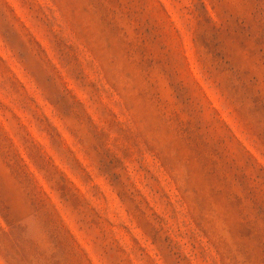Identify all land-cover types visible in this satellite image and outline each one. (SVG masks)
Wrapping results in <instances>:
<instances>
[{
	"label": "clouds",
	"instance_id": "clouds-1",
	"mask_svg": "<svg viewBox=\"0 0 264 264\" xmlns=\"http://www.w3.org/2000/svg\"><path fill=\"white\" fill-rule=\"evenodd\" d=\"M11 6L22 9L19 4ZM8 7H4L6 12ZM246 8L243 0H150L148 5L161 41L166 45L165 52L172 60L171 78L161 75L159 80L170 104V114L174 116V135L188 143L195 141L203 155L217 163L221 176L227 177L233 191L241 196L244 193L235 175H244L254 184L264 183L260 179L264 174V53L260 52L255 38H236L233 32L222 48V55L217 56L201 37L206 36L211 42L219 34L223 39L235 21L248 14ZM20 17L36 40L34 28L49 45L45 30L36 26L26 11ZM8 20L27 43L21 22L11 12ZM0 52L9 57L0 58V113L8 122L12 135L5 133L30 180V186H23L9 179L10 203L13 213L19 216L17 223L25 229L24 239L53 250L41 215L33 207V201H39L54 219L60 234L71 243L78 264H152L153 261L164 264L138 226L133 210L103 171L79 109L62 110L36 70L35 62L23 55L19 45L3 30H0ZM32 55H36L34 49ZM50 61L51 64L43 63L45 72L51 74L54 65L67 92L75 96L97 124L104 126L88 91L71 80L64 68ZM56 61L60 65L57 58ZM85 70L92 79L97 78L91 69ZM34 147L39 149L46 166L33 158ZM109 147L119 155L111 141ZM148 159L159 167L153 157ZM125 164L129 169L133 167L128 161ZM4 173L9 174L6 167ZM161 175L171 185L169 191L179 215V230L177 221L171 219L170 209L157 207V211L168 219L167 227L188 264H222L221 255L225 257L223 264H245L238 243L230 234L235 216L227 203L213 202L204 213L212 222L206 237L197 228L189 205L177 190L184 186L182 176L178 184H172L163 170ZM261 226L264 227V221ZM193 234L195 241L191 239ZM17 248L16 228L10 227L0 214V264H17ZM8 252L16 258H6Z\"/></svg>",
	"mask_w": 264,
	"mask_h": 264
},
{
	"label": "rangeland",
	"instance_id": "rangeland-1",
	"mask_svg": "<svg viewBox=\"0 0 264 264\" xmlns=\"http://www.w3.org/2000/svg\"><path fill=\"white\" fill-rule=\"evenodd\" d=\"M243 2L248 14L235 21L227 36L221 39L219 34L214 35L211 42L206 36L201 37L217 56L222 55V48L233 32L236 38H255L260 52L264 53V0ZM149 3L150 0H0V30L19 45L23 55L35 62L36 70L62 110L79 109L103 171L133 210L138 226L151 240L164 264H188V261L167 227L168 219L157 211V207L170 209L171 219L177 221L179 230V215L169 191L171 185L165 183L161 170L172 184H178L182 176L184 186L177 190L189 205L197 228L206 237L212 222L204 213L213 202H226L235 216L230 234L238 243L245 264H264V227L261 226L264 221V183L254 184L244 175H235L234 179L244 193L239 195L233 191L227 177L221 176L217 163L205 157L195 141L188 143L174 135V116L170 114V104L159 80L161 75L171 78L172 60L165 52L166 45L150 16ZM13 4H19L22 9L17 10L11 6ZM5 5H9L8 12L21 22V27L25 25L20 15L26 11L31 21L45 30L50 46L35 28L37 40L25 27L28 37L25 43L12 28ZM0 58L9 59L2 52ZM49 58L88 91L104 126L97 124L75 96L67 92L54 65L51 74L45 72L43 63L51 64ZM86 68L97 78L92 79ZM18 74L23 75L20 70ZM180 91L177 88V94ZM5 131L12 135L7 120L0 113V214L10 227L16 228L17 264H78L71 243L60 234L42 202L33 201V207L41 215L53 250L24 239L25 229L17 223L19 216L12 211L9 179L23 186H30V180ZM33 132L38 135L35 129ZM66 138L71 140L70 136ZM110 141L119 155L109 147ZM32 154L41 166H46L38 148L34 147ZM149 156L159 162L158 168L149 162ZM125 161L133 167L129 169ZM5 167L9 170L8 176L4 173ZM260 179L264 180V174ZM191 239L196 240L194 234ZM224 246L227 247L226 242ZM16 257L11 252L6 253V258ZM224 260L221 255L222 264Z\"/></svg>",
	"mask_w": 264,
	"mask_h": 264
}]
</instances>
